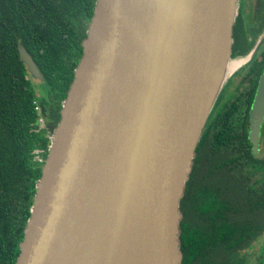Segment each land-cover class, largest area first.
<instances>
[{
    "label": "water",
    "instance_id": "95a60500",
    "mask_svg": "<svg viewBox=\"0 0 264 264\" xmlns=\"http://www.w3.org/2000/svg\"><path fill=\"white\" fill-rule=\"evenodd\" d=\"M236 5L95 0L14 264H181L180 200L230 72ZM250 114L255 148L264 71Z\"/></svg>",
    "mask_w": 264,
    "mask_h": 264
},
{
    "label": "trees",
    "instance_id": "16d2710c",
    "mask_svg": "<svg viewBox=\"0 0 264 264\" xmlns=\"http://www.w3.org/2000/svg\"><path fill=\"white\" fill-rule=\"evenodd\" d=\"M94 3L0 0V264H14L18 256L44 164L37 161L35 152L45 161L50 136L60 119L61 103L82 54ZM79 17L82 21L77 23ZM29 44L38 46L33 55L41 60L43 93L31 85L20 59L18 48L30 51ZM66 44L70 49L63 53ZM73 53L72 62L63 66L62 55ZM205 143L209 174L213 171L212 137ZM196 164L197 159L192 162L179 205L181 264H246L242 252L261 235L264 218L247 215L244 167L235 175L233 218L228 198L218 200L214 186L196 174ZM226 175L222 183L225 191ZM260 264H264V247Z\"/></svg>",
    "mask_w": 264,
    "mask_h": 264
},
{
    "label": "flooded vegetation",
    "instance_id": "af4514ba",
    "mask_svg": "<svg viewBox=\"0 0 264 264\" xmlns=\"http://www.w3.org/2000/svg\"><path fill=\"white\" fill-rule=\"evenodd\" d=\"M82 20L79 17L77 23ZM87 30V29H86ZM86 33V32H85ZM30 51L23 48L31 58L39 78H34L23 62L24 72L27 74L31 85L37 91L44 86L41 77V60L33 55V50L38 46L30 45ZM70 47L62 51L66 53ZM72 56L62 55L63 66L72 62ZM231 62L234 68L227 75L210 115L203 129L200 141L195 151L193 161L197 159L196 174L201 179L208 181L212 178L211 186L216 189L218 200L222 196L228 198V206L232 208L234 215L237 171L244 167V190L247 203V215L249 218H264V115L258 129L256 146L250 138L253 127L251 108L258 88V83L264 71V0H237L235 20L232 28ZM37 83V84H36ZM206 133H208L206 135ZM211 136L213 171L206 173L208 160V144L205 143ZM207 139V140H205ZM243 161V162H242ZM193 169V165L191 171ZM227 174V191L223 186V177ZM226 192V194H223ZM223 194V195H222ZM230 217V211H228ZM182 216V215H181ZM188 219V216L186 217ZM255 241L258 243L260 255L255 264H260L262 248L260 239L264 235V229ZM254 241V242H255ZM251 244V246L254 244ZM256 243V244H257ZM263 245V246H262ZM250 246V247H251ZM249 247V248H250ZM254 264V260L252 262Z\"/></svg>",
    "mask_w": 264,
    "mask_h": 264
},
{
    "label": "rangeland",
    "instance_id": "374dc122",
    "mask_svg": "<svg viewBox=\"0 0 264 264\" xmlns=\"http://www.w3.org/2000/svg\"><path fill=\"white\" fill-rule=\"evenodd\" d=\"M37 87L38 86L35 85V88H37ZM39 90L41 91V93H43L44 90H45V86H42V88L39 89ZM208 181H209V185L211 186V184H212V178L211 177H208ZM181 219H182V216L180 217V220ZM260 239L262 240L263 245H264V235ZM256 243L257 242L255 241L254 244L249 249H247L246 251L242 252L243 253V256L245 257L246 264H252L253 260H254V264H255L256 263V260H258V258H259L260 249H259L258 244L260 243V240L258 241L257 244Z\"/></svg>",
    "mask_w": 264,
    "mask_h": 264
},
{
    "label": "built area",
    "instance_id": "2783aa9c",
    "mask_svg": "<svg viewBox=\"0 0 264 264\" xmlns=\"http://www.w3.org/2000/svg\"><path fill=\"white\" fill-rule=\"evenodd\" d=\"M34 109L37 110V112H38V114H39V109H38V105H37V104H35V108H34ZM40 123H41V124L43 123V121H42L41 119H40ZM35 154H36L35 157H36V159H37L38 162H40V163H41V162H44L43 159L39 156V154H38L37 151L35 152Z\"/></svg>",
    "mask_w": 264,
    "mask_h": 264
},
{
    "label": "bare ground",
    "instance_id": "6f19581e",
    "mask_svg": "<svg viewBox=\"0 0 264 264\" xmlns=\"http://www.w3.org/2000/svg\"><path fill=\"white\" fill-rule=\"evenodd\" d=\"M234 65H235L234 62L226 64L225 72L231 71L234 68Z\"/></svg>",
    "mask_w": 264,
    "mask_h": 264
}]
</instances>
